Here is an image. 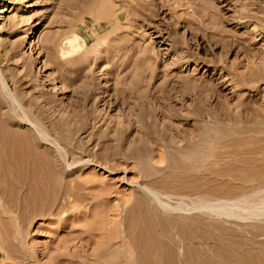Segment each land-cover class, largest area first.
Wrapping results in <instances>:
<instances>
[{"label": "rangeland", "instance_id": "obj_1", "mask_svg": "<svg viewBox=\"0 0 264 264\" xmlns=\"http://www.w3.org/2000/svg\"><path fill=\"white\" fill-rule=\"evenodd\" d=\"M2 6L0 264H264V0Z\"/></svg>", "mask_w": 264, "mask_h": 264}, {"label": "bare ground", "instance_id": "obj_2", "mask_svg": "<svg viewBox=\"0 0 264 264\" xmlns=\"http://www.w3.org/2000/svg\"><path fill=\"white\" fill-rule=\"evenodd\" d=\"M6 9H5V6H2V9L0 10V13H2V12H4ZM68 42V41H67ZM74 42V41H73ZM69 43H72V41H69ZM72 45V44H71ZM73 48V50H76V49H78V48H76L75 46H73L72 47ZM75 52V51H74ZM1 97V96H0ZM14 97V96H13ZM13 99V98H12ZM14 101V100H13ZM16 101V100H15ZM17 104V103H16ZM20 104V103H19ZM18 106V105H17ZM78 106V105H77ZM22 107V106H21ZM20 107V108H21ZM27 109V108H26ZM28 110V109H27ZM16 112V111H15ZM28 112V111H27ZM29 113V112H28ZM24 114V113H23ZM23 114L21 113V115H20V118L21 119H19V121H20V123L21 124H26V125H28L29 126V128L35 133V135H36V131H38L37 130V126H34L33 124H31V121L30 120H28L29 118L28 117H25V115L23 116ZM27 114V113H26ZM32 114H33V112H32ZM18 116H19V114H18ZM34 117V116H33ZM35 118V117H34ZM37 118V117H36ZM30 121V122H29ZM11 125V124H10ZM24 127V126H23ZM40 129V128H39ZM41 130V129H40ZM41 132V131H40ZM29 134V133H28ZM39 134V133H38ZM46 134V133H45ZM41 136L42 135H40V138H41ZM28 137V136H27ZM32 138V137H31ZM36 138H38V136H36ZM40 138H38V139H40ZM44 139V140H43ZM49 139V138H48ZM48 139H46V138H41L40 139V142L42 143V144H45V145H48L50 148H52L53 150H54V152L57 154V155H61V151H59L56 147H54L53 146V144L54 143H52V141H49ZM51 139V138H50ZM18 140V139H17ZM33 140V139H32ZM28 141H29V139H28ZM28 141L26 140V143H28ZM25 143V144H26ZM33 143H34V141H33ZM12 145V144H11ZM10 145V146H11ZM29 146H30V143L28 144ZM56 146V145H55ZM19 148V147H18ZM34 150L33 151H35V147L33 148ZM43 149V148H42ZM11 150V149H10ZM9 151V150H8ZM32 151V152H33ZM42 151V150H41ZM27 153V152H26ZM25 153V154H26ZM44 153V152H43ZM28 154V153H27ZM29 154H30V152H29ZM34 154V156H36V153H33ZM32 154V155H33ZM38 154H39V151H38ZM2 155V154H1ZM39 156V155H38ZM18 157H19V155H18ZM4 158V157H3ZM27 158V157H26ZM21 158H19V160H20ZM23 159V158H22ZM18 160V161H19ZM37 160V159H36ZM21 162V161H20ZM26 162H28V161H26ZM37 162H38V160H37ZM42 162V161H41ZM31 164V163H30ZM21 165V164H20ZM32 165V164H31ZM43 165V164H42ZM53 168V167H52ZM31 169V168H30ZM39 170V169H38ZM33 171V170H32ZM31 171V173H33ZM33 175V174H32ZM24 182V181H23ZM147 190V192H149L150 193V195L152 196V197H154L156 200H159V201H161V198H160V195L157 193V192H155V191H153V190H150V189H146ZM206 199V198H205ZM163 201V200H162ZM241 201V200H240ZM237 202V201H236ZM238 203V202H237ZM165 204V203H164ZM168 204V203H167ZM196 204H197V202H196ZM212 204H215V203H212ZM169 205V204H168ZM199 205V204H198ZM228 205H231L230 203L228 204ZM228 205H219V206H212V205H210V204H208V205H206V206H202L201 208L202 209H205V210H210V211H212V212H216V213H218V214H225V215H227V216H233V215H235V213L232 211L233 209L235 210V209H237L238 207H237V205L235 204V205H233V206H228ZM239 205H240V203H239ZM163 206V205H162ZM165 206H167V205H165ZM194 207V206H193ZM237 207V208H236ZM175 208V207H174ZM178 209H180L179 207H177ZM201 208H199L198 206H197V209L196 210H198V209H201ZM168 209H170L169 207H168ZM182 209V208H181ZM194 209H195V207H194ZM248 209V208H247ZM236 211V210H235ZM251 211V210H250ZM261 211V210H260ZM238 212V211H237ZM249 212V211H248ZM255 212V211H254ZM209 213V212H208ZM251 213V212H250ZM253 213V212H252ZM259 213V212H258ZM255 214L256 216L257 215H259V214H261V213H259V214ZM237 215V214H236ZM248 215V214H247ZM238 216V215H237ZM249 216V215H248ZM263 216H264V214H263ZM250 217V216H249ZM257 217H261V215H259V216H257Z\"/></svg>", "mask_w": 264, "mask_h": 264}]
</instances>
